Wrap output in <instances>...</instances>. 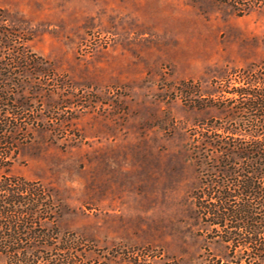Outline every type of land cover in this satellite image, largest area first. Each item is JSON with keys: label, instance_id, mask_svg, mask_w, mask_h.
Returning <instances> with one entry per match:
<instances>
[{"label": "rangeland", "instance_id": "1", "mask_svg": "<svg viewBox=\"0 0 264 264\" xmlns=\"http://www.w3.org/2000/svg\"><path fill=\"white\" fill-rule=\"evenodd\" d=\"M261 73L264 0H0L8 173L49 191L43 225L83 262L235 264L193 194L224 178L212 140L236 165L251 139L264 151L229 93Z\"/></svg>", "mask_w": 264, "mask_h": 264}, {"label": "trees", "instance_id": "2", "mask_svg": "<svg viewBox=\"0 0 264 264\" xmlns=\"http://www.w3.org/2000/svg\"><path fill=\"white\" fill-rule=\"evenodd\" d=\"M26 56L16 54L17 64L26 61ZM241 79L260 88L232 89L230 101L240 105L238 114L249 116L247 122H264V73L253 80L248 75ZM6 96H0V256L5 258L4 264H91L78 257L72 247V235L59 236L55 227L43 225L56 211L49 191L38 182L8 173L15 154L11 129L21 115ZM212 141L209 145L220 151V162L225 164L224 178L210 175L202 181L193 194L196 210L226 244L231 261L264 264V163H259L264 159V151L251 139V149H240L243 160L236 165L229 160V150L236 147L225 143L226 148ZM233 163L237 167L229 169L227 164Z\"/></svg>", "mask_w": 264, "mask_h": 264}]
</instances>
